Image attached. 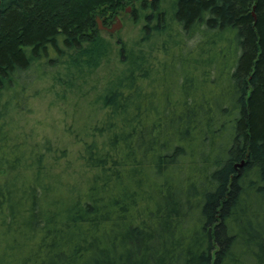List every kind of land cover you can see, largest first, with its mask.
Here are the masks:
<instances>
[{
    "label": "trees",
    "instance_id": "16d2710c",
    "mask_svg": "<svg viewBox=\"0 0 264 264\" xmlns=\"http://www.w3.org/2000/svg\"><path fill=\"white\" fill-rule=\"evenodd\" d=\"M164 2L1 0L0 264H264V0ZM129 4L141 35L75 146L30 125Z\"/></svg>",
    "mask_w": 264,
    "mask_h": 264
},
{
    "label": "rangeland",
    "instance_id": "374dc122",
    "mask_svg": "<svg viewBox=\"0 0 264 264\" xmlns=\"http://www.w3.org/2000/svg\"><path fill=\"white\" fill-rule=\"evenodd\" d=\"M166 6L168 0H164ZM140 3L137 2L136 6ZM130 6V8H129ZM129 8V9H128ZM122 14L123 25L114 33L105 31L103 34L109 38L114 47L111 58L102 64L84 89L77 94H69L67 98L57 96L50 90L49 81H39L35 89L38 94L34 95L32 106L34 109L30 114L29 122H38L42 131L51 134L64 145L75 146V134L72 128H82L84 124L97 118L101 105L98 95L108 82L111 73L116 72L123 66L120 61L119 48L122 41H133L141 35L142 26L145 23L144 14L136 19L133 16V5L129 4ZM115 20V19H114ZM99 100V101H98ZM100 105V106H99ZM57 140V141H58Z\"/></svg>",
    "mask_w": 264,
    "mask_h": 264
},
{
    "label": "water",
    "instance_id": "95a60500",
    "mask_svg": "<svg viewBox=\"0 0 264 264\" xmlns=\"http://www.w3.org/2000/svg\"><path fill=\"white\" fill-rule=\"evenodd\" d=\"M0 2H1V0H0ZM129 8H130V6H129ZM97 21L99 23L100 28L106 29V30L108 29V31H110V32L117 31L123 25L122 18L120 17V15L116 16V20L113 22V24L111 26L108 24L106 25L104 23V17H102L100 14L97 15Z\"/></svg>",
    "mask_w": 264,
    "mask_h": 264
},
{
    "label": "flooded vegetation",
    "instance_id": "af4514ba",
    "mask_svg": "<svg viewBox=\"0 0 264 264\" xmlns=\"http://www.w3.org/2000/svg\"><path fill=\"white\" fill-rule=\"evenodd\" d=\"M122 14L123 13H119L118 15H120V17L122 18ZM117 16V15H116ZM116 16H114V19L116 20ZM113 18H108L107 16H106V18L104 19V23L107 25H112L113 24V22L115 21ZM104 30H106V29H104ZM108 30V29H107ZM112 33H114V32H112Z\"/></svg>",
    "mask_w": 264,
    "mask_h": 264
}]
</instances>
